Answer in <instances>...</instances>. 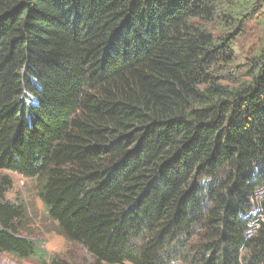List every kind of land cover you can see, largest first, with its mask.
<instances>
[{"label":"trees","instance_id":"trees-1","mask_svg":"<svg viewBox=\"0 0 264 264\" xmlns=\"http://www.w3.org/2000/svg\"><path fill=\"white\" fill-rule=\"evenodd\" d=\"M260 4L0 0V170L38 180L94 264H264V216L254 233L247 219L264 187V46L224 84L234 33L209 26ZM12 187L0 176V251L47 256Z\"/></svg>","mask_w":264,"mask_h":264},{"label":"rangeland","instance_id":"rangeland-1","mask_svg":"<svg viewBox=\"0 0 264 264\" xmlns=\"http://www.w3.org/2000/svg\"><path fill=\"white\" fill-rule=\"evenodd\" d=\"M260 2V5L263 6H258L251 12L252 18L243 17L239 21V26L230 29V31L222 24L221 17H217L214 22L209 24L217 37L226 34L232 36L231 34L234 33V38L228 43L230 46L232 45L230 50L233 54L229 70H221L220 72V68H216L219 74L224 77V84L234 85L237 82L247 81L249 59L264 46V0H260ZM237 27H239V30H237ZM4 174L10 175L13 180V187L7 193V197L23 205L26 209L25 228L22 230L23 235L37 242L40 246L39 248L45 251L47 256L42 253L41 256L21 258L8 252L0 251V264H50L52 259L65 261L68 264H94L93 255L82 243L69 241L59 232L57 223L50 218L39 196V181L16 172L0 170V176ZM221 174L224 175V171ZM204 179L209 178L204 176ZM260 200H264V187L258 189L255 197L250 200L252 208L247 219L251 221L249 225H251L250 228L253 233L255 232L253 229L257 221V219L252 221L253 218L264 216L263 209L259 206ZM251 216H253L252 219H250ZM203 235L204 233L200 231L197 237L190 241L191 250L202 244ZM244 254H246V251ZM124 264L133 263L127 262Z\"/></svg>","mask_w":264,"mask_h":264}]
</instances>
